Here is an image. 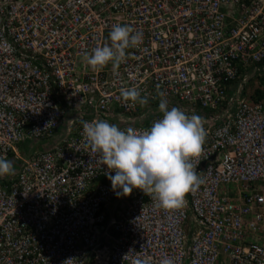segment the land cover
Segmentation results:
<instances>
[{
  "label": "built area",
  "instance_id": "2783aa9c",
  "mask_svg": "<svg viewBox=\"0 0 264 264\" xmlns=\"http://www.w3.org/2000/svg\"><path fill=\"white\" fill-rule=\"evenodd\" d=\"M116 24L142 44L91 68ZM261 64L264 0H0V155L15 163L0 178V264H264V90L248 97ZM132 87L148 104L122 100ZM161 99L207 130L181 207L117 196L83 133L109 116L142 131Z\"/></svg>",
  "mask_w": 264,
  "mask_h": 264
},
{
  "label": "clouds",
  "instance_id": "9594fccd",
  "mask_svg": "<svg viewBox=\"0 0 264 264\" xmlns=\"http://www.w3.org/2000/svg\"><path fill=\"white\" fill-rule=\"evenodd\" d=\"M108 39L110 43L94 47L85 56L91 68L103 69L110 63L118 68L127 60V50L142 44L143 33L134 32L129 25L116 24ZM120 97L124 102L148 104V98L135 87L122 89ZM168 105L167 99H161L158 104L161 118L142 131L122 129L102 119L83 122L86 141L100 154L117 196H127L133 189H139L154 195L161 207H181L185 195L202 183L196 167L207 137L204 118ZM13 162L0 155V178L15 174ZM164 264L172 262L166 260Z\"/></svg>",
  "mask_w": 264,
  "mask_h": 264
},
{
  "label": "trees",
  "instance_id": "16d2710c",
  "mask_svg": "<svg viewBox=\"0 0 264 264\" xmlns=\"http://www.w3.org/2000/svg\"><path fill=\"white\" fill-rule=\"evenodd\" d=\"M261 65L264 66V64H261ZM255 81H258V83L255 84ZM248 85H249V89H250L249 92H248L249 93L248 97L251 98L252 100H255V101L260 99L262 94H263V90H264V72L261 73V75H259V76L256 75V76H254V78L249 80ZM116 124L117 125H121L119 122H117ZM29 142H30L29 140L25 141V142H21L19 144L18 148L22 149V150H26L25 146ZM20 146H23V148L20 147Z\"/></svg>",
  "mask_w": 264,
  "mask_h": 264
},
{
  "label": "crops",
  "instance_id": "0c3cea01",
  "mask_svg": "<svg viewBox=\"0 0 264 264\" xmlns=\"http://www.w3.org/2000/svg\"><path fill=\"white\" fill-rule=\"evenodd\" d=\"M87 112H89L90 113V116L92 117L93 115H92V113L90 112V111H86L85 112V114H86V116L87 117H89V115H87ZM103 120H107L108 122H110V123H114V124H116L117 123V121H115V119L114 118H112L111 116H109V117H105V118H103ZM64 131H65V129H64ZM63 131V132H64ZM63 132H61L60 130H58V132H56L55 133V135L54 136H52L49 140H47L48 141V145H46V146H50V145H52V143L54 142V141H56V140H58L59 138H61L62 136H64V134H63ZM37 143V142H36ZM29 144H30V148H33V149H35V148H37V147H32V144H33V141L32 142H29ZM20 147H22L23 148V146H20ZM22 150V149H21ZM14 163V162H13ZM9 176H5L4 178L6 179V178H8Z\"/></svg>",
  "mask_w": 264,
  "mask_h": 264
},
{
  "label": "rangeland",
  "instance_id": "374dc122",
  "mask_svg": "<svg viewBox=\"0 0 264 264\" xmlns=\"http://www.w3.org/2000/svg\"><path fill=\"white\" fill-rule=\"evenodd\" d=\"M87 115H89L88 118H91L89 112H87ZM47 143H48V141H43L42 143H33L32 146H33L34 148H35V147H38V149H41V148H43L45 145H48ZM29 146H30V144L27 143L26 146H25V149H28ZM27 153H28V152H27ZM11 161H12V160H11ZM14 167H15V165H14Z\"/></svg>",
  "mask_w": 264,
  "mask_h": 264
}]
</instances>
